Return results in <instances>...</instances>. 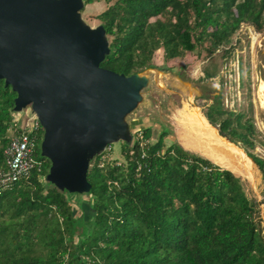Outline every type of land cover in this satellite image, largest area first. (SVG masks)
Returning a JSON list of instances; mask_svg holds the SVG:
<instances>
[{
	"label": "trees",
	"instance_id": "trees-1",
	"mask_svg": "<svg viewBox=\"0 0 264 264\" xmlns=\"http://www.w3.org/2000/svg\"><path fill=\"white\" fill-rule=\"evenodd\" d=\"M108 7L98 20L110 39L101 67L131 76L154 68V56L182 59L209 44L211 57L230 56L243 25L264 31V0H85ZM218 70L205 69V79ZM17 95L0 82V171L16 129ZM203 112L220 136L254 162L264 184V159L256 155L254 122L224 110L220 96ZM11 132V135H10ZM124 145L126 165L96 157L87 179L91 200L60 192L42 170L0 190V264H264L260 205L244 180L177 142L158 139ZM43 129L39 131L40 145ZM239 177V178H238ZM68 195L70 200H68ZM264 195V191H263ZM84 196V195H81ZM80 196V197H81ZM77 205L80 215L75 214ZM88 214L89 216H87Z\"/></svg>",
	"mask_w": 264,
	"mask_h": 264
},
{
	"label": "water",
	"instance_id": "water-1",
	"mask_svg": "<svg viewBox=\"0 0 264 264\" xmlns=\"http://www.w3.org/2000/svg\"><path fill=\"white\" fill-rule=\"evenodd\" d=\"M84 7V0H0V82L17 95L14 112L30 108L43 129L45 182L89 196L95 158L119 142L133 146L127 118L150 78L101 67L110 42L102 25L84 21Z\"/></svg>",
	"mask_w": 264,
	"mask_h": 264
},
{
	"label": "rangeland",
	"instance_id": "rangeland-1",
	"mask_svg": "<svg viewBox=\"0 0 264 264\" xmlns=\"http://www.w3.org/2000/svg\"><path fill=\"white\" fill-rule=\"evenodd\" d=\"M107 7L108 4L104 1L85 3L82 17L90 27L96 28L101 25L98 16ZM256 35L258 40L253 45V36ZM108 40L110 39L108 38ZM208 47L207 43L204 47L198 48L195 53L171 61L165 59L163 50L156 52L155 67L142 72L150 78L149 86L142 92L143 100L138 108L128 116L127 122L134 132L143 133L145 129L151 128L152 138L149 143L155 142L160 133L167 130L169 135L165 139V143L168 147L171 142L178 143L179 141L177 115L185 107H197L203 113L216 103L213 97L215 94H219L224 110L243 112L246 119L254 122L260 133L259 140H261V143H257L255 153L264 159V91L262 90L264 87V31L259 32L253 26L243 25L235 37L234 49L230 56L223 57L224 54L218 52L217 55L211 57L207 51ZM215 67L218 70L217 75L204 80V70H214ZM198 84L207 86L209 96H199L198 90L194 88ZM25 111L26 109L16 115L20 118L21 125L24 121ZM124 145L126 144L119 142L108 147L101 155V166H103V161L126 165L122 153ZM242 179L249 195L257 202L262 203L264 184L261 172L258 170V181L255 186L248 180ZM74 195L71 202L73 205L78 202V198H82L86 202L91 200L88 195ZM69 196L68 200L71 201ZM74 209L75 214L80 215L77 205L74 206ZM259 224L264 235V203L260 205Z\"/></svg>",
	"mask_w": 264,
	"mask_h": 264
},
{
	"label": "bare ground",
	"instance_id": "bare-ground-1",
	"mask_svg": "<svg viewBox=\"0 0 264 264\" xmlns=\"http://www.w3.org/2000/svg\"><path fill=\"white\" fill-rule=\"evenodd\" d=\"M257 40L258 36H253V45ZM262 90L264 91V87ZM177 116L178 143L185 150L201 155L256 185L258 181L256 165L244 150L220 136L218 130L208 122L199 108L185 107Z\"/></svg>",
	"mask_w": 264,
	"mask_h": 264
},
{
	"label": "built area",
	"instance_id": "built-area-1",
	"mask_svg": "<svg viewBox=\"0 0 264 264\" xmlns=\"http://www.w3.org/2000/svg\"><path fill=\"white\" fill-rule=\"evenodd\" d=\"M23 118L21 125L20 118L16 115L14 117L16 129L12 132L10 143L4 151L6 169L0 171V190L27 179L34 170H42L43 162L37 154V148L41 146L39 131L42 127L30 108L26 109ZM135 142H138L142 148L148 143L141 132L135 134L133 144Z\"/></svg>",
	"mask_w": 264,
	"mask_h": 264
},
{
	"label": "flooded vegetation",
	"instance_id": "flooded-vegetation-1",
	"mask_svg": "<svg viewBox=\"0 0 264 264\" xmlns=\"http://www.w3.org/2000/svg\"><path fill=\"white\" fill-rule=\"evenodd\" d=\"M195 86L197 87L196 90H198L200 97L209 96V92L207 91V86L206 85L198 84V85H195ZM217 96H219V94H215L213 98H216Z\"/></svg>",
	"mask_w": 264,
	"mask_h": 264
}]
</instances>
